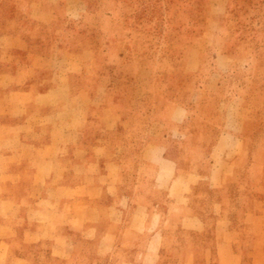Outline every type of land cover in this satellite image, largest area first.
I'll list each match as a JSON object with an SVG mask.
<instances>
[{"label":"crops","instance_id":"obj_1","mask_svg":"<svg viewBox=\"0 0 264 264\" xmlns=\"http://www.w3.org/2000/svg\"><path fill=\"white\" fill-rule=\"evenodd\" d=\"M60 1L28 0L41 32L0 29V264H264V168L243 101L176 105L136 147L122 141L93 50L53 40L73 18ZM228 66L217 56L206 88ZM198 67L190 51L183 72Z\"/></svg>","mask_w":264,"mask_h":264},{"label":"rangeland","instance_id":"obj_2","mask_svg":"<svg viewBox=\"0 0 264 264\" xmlns=\"http://www.w3.org/2000/svg\"><path fill=\"white\" fill-rule=\"evenodd\" d=\"M64 3L58 6L61 15ZM27 4L0 0V29L41 32L29 26ZM68 5L73 18L60 16L53 40L93 50L92 76L101 105L120 115L122 141L136 147L151 123L173 106L193 111L198 100L204 101L205 115L226 104L236 113L240 99L247 113L250 161L264 168V0H71ZM190 51L199 67L185 74ZM219 55L229 66L206 88ZM129 119L132 130L125 133L122 126Z\"/></svg>","mask_w":264,"mask_h":264}]
</instances>
